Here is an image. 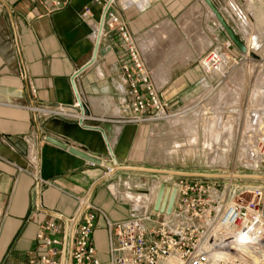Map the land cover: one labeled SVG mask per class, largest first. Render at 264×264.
Instances as JSON below:
<instances>
[{
    "label": "crops",
    "instance_id": "1",
    "mask_svg": "<svg viewBox=\"0 0 264 264\" xmlns=\"http://www.w3.org/2000/svg\"><path fill=\"white\" fill-rule=\"evenodd\" d=\"M109 3L70 0L64 9L49 13L36 0H0V264H29L39 259L42 250L36 235L41 225L57 214L74 216L82 198L101 207L112 221L129 218L133 205L116 190L136 194L148 189L144 188L147 180L162 177L126 170L105 175L104 165L91 164L47 141L55 137L103 161L110 160L109 142L119 167L160 168L149 161L153 144L147 142L153 132L146 128L151 126L114 127L107 142L98 129L58 118L43 121L25 108L35 103L71 106L77 102L75 77L76 89L91 116L119 114L125 97L123 66L129 62L119 31L105 24L94 57L100 20ZM197 4L203 8L201 26L208 27V49L220 47L229 37L212 27L211 9L204 0H113L106 13V19L114 14L127 24L172 107L187 102L194 95L187 90L203 86L204 78L214 82L200 65H190V57L198 52L180 26L181 18ZM228 15L233 17L231 11ZM177 25L185 39L181 51L171 47L159 52L158 44L177 38L173 31ZM175 57L182 58L179 68L176 61L165 64L162 60ZM161 75L165 77L160 80ZM152 126L157 131L162 124ZM159 136L167 133L158 131ZM28 154L35 159L34 165ZM34 175L50 183L40 193H35ZM155 225L147 222L148 232ZM94 234V245L106 260L107 224L101 215L96 218Z\"/></svg>",
    "mask_w": 264,
    "mask_h": 264
},
{
    "label": "built area",
    "instance_id": "2",
    "mask_svg": "<svg viewBox=\"0 0 264 264\" xmlns=\"http://www.w3.org/2000/svg\"><path fill=\"white\" fill-rule=\"evenodd\" d=\"M36 1L49 13L64 9L70 2ZM112 2L110 0L108 8ZM212 2L247 47L244 54L229 39L220 47L204 52L201 60L203 72L206 76H215L214 82L218 84L239 60L252 58V52L258 56L260 65H264V33L252 29L243 0ZM230 11L233 17L228 15ZM211 14L212 27L225 32L212 11ZM105 24L119 31L129 57V62L123 66L125 97L119 114L106 118L86 115L78 101L71 106L35 103L25 108L43 121L64 119L88 129L94 128L88 125L92 121L110 123L113 129L134 125L149 127L163 122L173 124L177 118L172 104L144 62L127 24L114 14L105 17ZM254 39L259 45L258 50L252 49ZM204 83L209 85L205 78ZM252 116L249 136H252L254 145L244 149L239 141L234 164L259 171L264 164V112ZM108 146L111 147L110 143ZM27 157L34 165L32 155ZM110 162L117 165L111 154ZM114 170L107 167L105 175L113 174ZM257 175L263 178L249 179L252 180L249 183L243 181L247 179L230 178L223 185L217 184V179L164 175L158 178L157 185L136 193V199L141 203H131L130 217L123 221L108 219L101 207L82 198L74 216L57 214L41 225L36 236L42 253L39 259H32L29 264H264V170ZM34 176L37 179L35 193H40L43 185H50L38 175ZM164 183L178 191L172 211L161 214L155 211V202L159 187ZM99 215L107 224L109 249L106 260L101 259L93 242ZM147 222L156 224L150 232L146 228Z\"/></svg>",
    "mask_w": 264,
    "mask_h": 264
},
{
    "label": "rangeland",
    "instance_id": "3",
    "mask_svg": "<svg viewBox=\"0 0 264 264\" xmlns=\"http://www.w3.org/2000/svg\"><path fill=\"white\" fill-rule=\"evenodd\" d=\"M243 2L245 3V10H247V13L251 14L253 19V22L250 20L252 22L250 25H253L252 29L256 32L260 31L264 33V0H251L249 6L248 0H243ZM259 14H262V21L260 20ZM197 27L198 29L194 28L192 32L190 31L191 35L189 34L190 39H192L191 41L194 43V47L196 46L195 48L198 52V55L190 57V65L192 67H196L197 65L201 66L203 54L206 50H208L210 42L209 32L207 31L208 27H202L201 23H199ZM173 28L175 36L177 37L175 40L180 37L179 41L177 40L173 47L176 48V52H180L185 39L181 37L182 34L178 25ZM203 38L207 39L206 42L202 44ZM194 40L196 41L194 42ZM158 51H163V53H165L167 50L161 49ZM258 55H260V53ZM181 59V57H175L174 59L162 58L164 63L176 61V68L182 66L180 61ZM227 74L228 76L221 82H218V84H215L214 82L212 84L209 83V85H205V83H203L204 85L198 86L199 88L194 85V87L188 89L187 93L190 94L193 92L194 95L190 97V99L184 104L177 103L176 106L172 107L174 114H176V118L179 119L177 123H170L167 125L162 124V126L157 129V131L156 129H152L153 126H151L149 129L146 128L149 133L151 131L153 132V134H149L147 143L150 145L151 143L153 144V148L151 147V156L149 161L157 164V167H160H154L155 169L164 170L166 168L167 170H171L173 168L176 171H184L189 173L197 172L219 175H233L235 173L243 175H257L263 172L264 164L261 166L259 171H254L251 168L246 169L234 163L238 148L237 144L240 141V135L242 133L241 129L243 126H245L246 121L250 117L248 114L254 111H259L260 108L257 105L256 100L254 101V104L248 106L247 101L251 89H253V87L255 88L254 84L258 83L256 87L258 86L259 89L263 88L261 91H258L256 97L260 99L262 96H264V85L261 81L264 75V65L261 66L258 60L255 58H250L247 60L243 59L239 60L238 64L230 67ZM161 77L164 78L165 76L161 75ZM212 78L215 81L216 77L212 76ZM219 115H222L225 117V119L221 125L222 130H219L220 132H218V138L213 144L215 146V151L213 154H209V150L205 144L206 142L210 141V137L213 136L212 133L216 127L215 120ZM191 121H197L198 123L196 132L198 133L199 144L197 146H191L188 143L191 136L189 134L193 132L187 131L186 126L188 124L190 125V123H192ZM158 131H161L162 134L167 133V136L163 138H160V136L156 137ZM225 139L227 142L224 141ZM177 141L183 144V147L179 149L178 153H173L175 150L174 147L177 146V144L174 146V143ZM146 177L148 176L146 175ZM226 180L227 179L225 178H221L217 180V184L223 185ZM243 181L249 183L252 180ZM147 183V186L144 187L145 189L150 188L153 185H157L158 179H156L155 182L147 180ZM136 184H140L139 181ZM116 191L120 192L121 194L124 193V197L126 198L125 200H127L129 203L131 200L130 196H136L135 194L127 192V190H124V188Z\"/></svg>",
    "mask_w": 264,
    "mask_h": 264
},
{
    "label": "water",
    "instance_id": "4",
    "mask_svg": "<svg viewBox=\"0 0 264 264\" xmlns=\"http://www.w3.org/2000/svg\"><path fill=\"white\" fill-rule=\"evenodd\" d=\"M112 1V0H111ZM204 2L206 4H208L209 8L211 9L212 13L214 14L215 18H217L221 25L223 26L225 32L227 33L228 37L230 40H232V42L234 43V45H236L238 47V49L242 52V53H246L247 52V47L246 45H244L243 41L240 38V35L234 30L232 24H230L226 17H224L222 15V13L220 12L219 8L217 5H215L212 0H204ZM108 7L106 6V9L103 12L102 18H101V23L98 29V39H97V43H96V47H95V56L97 55V48L98 45L100 43V39L102 37V32L105 26V17H106V13H107ZM252 49L254 50H258L259 49V45L256 44L255 39L252 42ZM252 58L257 59L258 56L255 53H251L250 54ZM86 69L83 68L82 70ZM81 70V71H82ZM80 71V72H81ZM73 81V87H74V91L76 93V98L77 101L80 105V107H82V110L84 111V113L86 115H90V112L88 110V108L83 104V101L81 99L80 94L78 93L77 89H76V84H75V79L74 77L72 78ZM74 122V121H73ZM88 125H90L91 127L93 126L95 129H98L99 131H101L104 136L106 141L108 142V134H110L113 130V126L110 123H103L101 124L100 122H96V121H92L89 122ZM47 141L50 143H53L54 145L58 146L59 148H61L62 150H69V152H71L72 154L76 155L77 157H81L82 159L86 160L87 162L91 163V164H98V165H104L106 168H114L115 171L118 170H126L129 172H139V173H144V174H155V175H171V176H181V177H187V178H203V179H221V178H225V179H230V178H241V179H262L263 177L255 175V174H249V175H243V174H235V175H228V174H204V173H197V172H193V173H189V172H184V171H172V170H161V169H155V168H145V167H131V166H121L119 167L118 165H114L113 163L110 162V160L107 161H103V159L101 158V156H98L96 154H91L88 151L81 149V148H76L74 146L69 145L66 142H62L60 140H58L55 137L50 136L49 138H47ZM109 143V142H108ZM110 154L112 155L113 158L114 154H113V149L110 147ZM159 193L155 202V211L160 212L161 214H164L165 211L167 213H170L173 209L174 206V201L176 199V195H177V191L178 189H176L175 187H171L170 185L167 184H161L159 187Z\"/></svg>",
    "mask_w": 264,
    "mask_h": 264
},
{
    "label": "bare ground",
    "instance_id": "5",
    "mask_svg": "<svg viewBox=\"0 0 264 264\" xmlns=\"http://www.w3.org/2000/svg\"><path fill=\"white\" fill-rule=\"evenodd\" d=\"M250 2H251V0H248V6L250 5ZM197 3V2H196ZM204 7V6H203ZM203 8H202V6L200 5V4H197V5H195V6H193V7H191L188 11H187V13L181 18V21H180V24H181V29H182V31H184L185 33H189L190 34V31L192 32V30L194 29V28H196V29H198V27H197V25H199V23H200V21H201V19L202 18H200L201 17V10H202ZM253 10V9H252ZM262 14H259V17H260V20L262 21V18L264 17H262L261 16ZM248 17L250 18V20H252V17H251V14H249L248 13ZM180 19V18H179ZM249 24H250V21H249ZM158 29V28H157ZM156 29V30H157ZM159 30V29H158ZM154 31V30H153ZM197 31V30H196ZM155 34V33H154ZM149 35H151V34H149ZM191 35V34H190ZM192 35H193V33H192ZM200 35V34H199ZM148 37V36H147ZM182 37V36H181ZM195 38V37H194ZM193 38V39H194ZM179 39H180V37H178V41H179ZM206 39L207 38H203V40H202V44L204 43V42H206ZM152 40H154V39H152ZM177 40H174V41H172V42H163V43H160V44H158V48H159V50H168L169 48H171V47H173L174 45H175V42L177 41ZM192 39H190V41H191ZM196 40H194V42H195ZM192 42V41H191ZM198 43V42H197ZM196 43V44H197ZM157 44V43H156ZM256 44H257V42H256ZM198 46V45H197ZM200 46V45H199ZM155 47V46H154ZM196 47V46H195ZM202 47V46H201ZM149 48V47H148ZM147 48V49H148ZM203 48V47H202ZM170 52H171V50H170ZM192 54V53H191ZM189 56H190V54H189ZM263 63H264V57H263ZM262 76V75H261ZM161 79H163V77H161ZM160 79V80H161ZM258 79V78H257ZM260 81V80H259ZM261 81H262V84L264 85V75H263V78L261 79ZM255 85V88L253 87V89H251V91H250V94H249V98H248V106H251L252 104H254V101L256 100V102H257V105L260 107L259 108V111H254V112H252V113H249L248 114V116H250L249 118H248V120L246 121V124H245V126H243V128L241 129L242 130V137H241V135H240V137H241V139H240V145L242 146V147H244V149H245V147H248V146H250V147H252L254 144V141H253V138H252V136L250 135L249 136V133H250V131L252 130V126H251V120H249V119H251V117L253 118V116L252 115H256V116H260V115H262V113L264 112V96H262L260 99L259 98H257L256 96H257V93H258V91H261L263 88H261V89H259V87L257 86L256 87V85H258V83H256V84H254ZM253 85V86H254ZM261 110V111H260ZM224 119H225V117H223L222 115H219V116H217V118H216V122H215V124H216V127L214 128V132L212 133L213 134V136L212 137H210V141H208V142H206V144H205V146L207 147V149L209 150V154H213L214 153V149H215V146L213 145L214 144V142L216 141V139L218 138V132H220L219 130L222 128V123H223V121H224ZM179 119H177V120H175V122L174 123H177V121H178ZM245 120V119H244ZM192 122V121H191ZM208 122V121H207ZM233 124V123H232ZM244 125V124H243ZM197 126H198V123H197V121H194V122H192V123H190V125L188 124L187 126H186V130L187 131H190V132H193V133H191V134H189V135H191L190 136V139H189V141L188 140H186V141H188V143L192 146V145H195V146H197L199 143H198V133L196 132V129H197ZM206 129H208V128H206ZM222 130V129H221ZM187 131H185V132H187ZM208 131V130H207ZM210 132V131H209ZM188 135V136H189ZM207 138V137H206ZM229 139V138H228ZM225 142H227V140L225 139L224 140ZM187 143V144H188ZM174 144H177V146L176 147H174L175 148V150L173 151V153H178V151H179V149H181L182 147H183V144H181L180 142H175ZM205 147V148H206ZM193 149V148H192ZM217 149V148H216ZM189 150V149H188ZM194 151V150H193ZM216 160V159H215ZM214 164V163H213ZM115 171V170H114ZM129 195V194H128ZM126 197H127V195H126ZM136 197H137V194H136V196H130V198H131V200H130V203H133V204H139V203H141V200L140 199H136ZM129 198V197H128ZM129 198V199H130ZM126 199V198H125ZM128 199V200H129Z\"/></svg>",
    "mask_w": 264,
    "mask_h": 264
}]
</instances>
